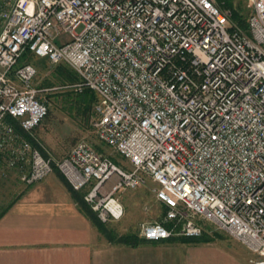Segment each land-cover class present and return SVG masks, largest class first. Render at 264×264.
Here are the masks:
<instances>
[{"label":"built area","instance_id":"2783aa9c","mask_svg":"<svg viewBox=\"0 0 264 264\" xmlns=\"http://www.w3.org/2000/svg\"><path fill=\"white\" fill-rule=\"evenodd\" d=\"M223 3L0 0V176L28 186L56 169L102 222L123 216L118 193L151 180L161 216L142 238L210 223L264 264V0L244 1L246 30ZM26 51L96 93V139L128 168L84 139L56 161L32 144L48 107L34 64H16Z\"/></svg>","mask_w":264,"mask_h":264},{"label":"rangeland","instance_id":"374dc122","mask_svg":"<svg viewBox=\"0 0 264 264\" xmlns=\"http://www.w3.org/2000/svg\"><path fill=\"white\" fill-rule=\"evenodd\" d=\"M244 1L241 0V5ZM247 10L244 3L241 13L246 14ZM80 29L79 27L77 31ZM30 63L34 64L37 69L34 86L41 89L39 98H42L48 107L47 116L34 131L35 140L32 141L36 145L33 142L32 144L39 147L46 157L56 161L65 156L77 140L84 139L97 151L110 157L116 164L128 168L129 163L123 156L96 139L93 126L96 118L93 112L96 102L91 104L88 110L84 109L79 100V93L84 88L77 87L79 77L77 83H71L64 77L59 78L55 71L57 64L51 65L39 57H34ZM14 185L19 188L13 196H4L6 189H2L3 198L0 194V211L4 205L12 198L19 196L20 192L26 188V185L18 179ZM152 187L154 183L148 180L137 188L118 193L124 209L123 216L119 220L104 223L118 234L138 233L139 235V226L143 222L159 220L161 207L154 201ZM204 225L205 232L209 235L215 236V233L219 235L215 236L213 242L145 243L131 247L110 244L101 235L100 264H250V258H256V255L245 249L242 244L216 230L210 223Z\"/></svg>","mask_w":264,"mask_h":264},{"label":"crops","instance_id":"0c3cea01","mask_svg":"<svg viewBox=\"0 0 264 264\" xmlns=\"http://www.w3.org/2000/svg\"><path fill=\"white\" fill-rule=\"evenodd\" d=\"M63 178L54 170L26 186L0 216V264H100L101 235ZM17 179L0 176V194L13 196Z\"/></svg>","mask_w":264,"mask_h":264},{"label":"trees","instance_id":"16d2710c","mask_svg":"<svg viewBox=\"0 0 264 264\" xmlns=\"http://www.w3.org/2000/svg\"><path fill=\"white\" fill-rule=\"evenodd\" d=\"M223 4H224L223 7L226 6V7L232 8L231 0H225V3H223ZM241 4L242 3L240 0L239 3L237 4V9L232 8V15L231 16H232V20L239 27H241V29L246 30V27H247L246 16H245V14L241 13L242 6L244 5V3H243V5H241ZM33 58H34V56H32L28 51H26L23 53V55L20 57L18 63H16V64L20 65L21 63H24V62H30ZM55 71L57 72L56 75L59 78L64 77L66 80L70 81L71 83H74V82L77 83V81H78V76L76 75V72L66 64L60 63V64L55 65ZM79 95H80L79 100H81V103L83 104L84 109H86V110H88L89 107H91V104L97 102L96 93L89 88L84 87L83 90L79 93ZM47 113H46V116H47ZM17 127L18 126H16L15 128L17 130H19ZM30 141H32V140H30ZM32 142H33V144H35L34 141H32ZM41 154L46 156V154H44L42 150H41ZM70 191H71L72 197L77 202L76 204H78L79 208L85 213V216L89 218V220L91 221V223L93 224L95 229H97V231L100 233V235H102L107 240V242H109V243L122 244V245H126V246H131V247H136V246H139V245L145 244V243L156 244V243H164V242H168V243L181 242V243L198 244V243L213 242L215 239V236H219V235H217V233H215V236H211L207 232L204 231L198 237H174V238L170 237V238H166V239H161L159 241H148V240H145L144 238H142L141 236H139L138 233H124L121 235V234L116 233L114 229L110 228L108 226V224L102 222L95 215L96 213H94V211L87 204L84 203L85 202L83 200L84 192H82V190L81 191H75L70 187ZM17 198H18V196L13 198L12 201L8 205H6L2 208V210L0 211V216L6 211L8 206L11 205L12 202H14Z\"/></svg>","mask_w":264,"mask_h":264},{"label":"bare ground","instance_id":"6f19581e","mask_svg":"<svg viewBox=\"0 0 264 264\" xmlns=\"http://www.w3.org/2000/svg\"><path fill=\"white\" fill-rule=\"evenodd\" d=\"M60 64V63H59ZM63 64H65V63H63ZM97 100V99H96Z\"/></svg>","mask_w":264,"mask_h":264}]
</instances>
